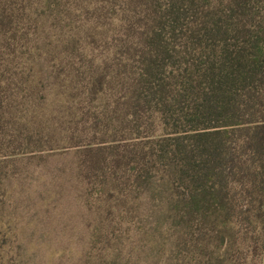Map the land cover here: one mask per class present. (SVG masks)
I'll list each match as a JSON object with an SVG mask.
<instances>
[{"label": "trees", "instance_id": "16d2710c", "mask_svg": "<svg viewBox=\"0 0 264 264\" xmlns=\"http://www.w3.org/2000/svg\"><path fill=\"white\" fill-rule=\"evenodd\" d=\"M47 93L82 178L264 264V0H0V145Z\"/></svg>", "mask_w": 264, "mask_h": 264}, {"label": "rangeland", "instance_id": "374dc122", "mask_svg": "<svg viewBox=\"0 0 264 264\" xmlns=\"http://www.w3.org/2000/svg\"><path fill=\"white\" fill-rule=\"evenodd\" d=\"M52 98L47 93L40 110L23 119L17 112L10 126L34 116L28 131L43 149L31 152L35 145L18 140L0 145V264H218L217 256L221 264L243 262L245 248L218 247L200 225L178 224L163 194L150 196L153 185L116 192L111 183L102 188L82 178L78 147H65L66 118L52 110ZM17 148L22 152L4 154Z\"/></svg>", "mask_w": 264, "mask_h": 264}]
</instances>
